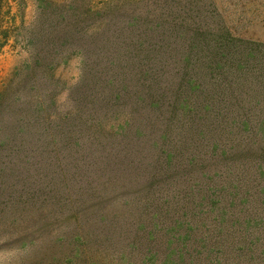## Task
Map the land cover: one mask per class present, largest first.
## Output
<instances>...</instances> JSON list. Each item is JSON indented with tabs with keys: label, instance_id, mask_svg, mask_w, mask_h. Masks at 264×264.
Masks as SVG:
<instances>
[{
	"label": "trees",
	"instance_id": "16d2710c",
	"mask_svg": "<svg viewBox=\"0 0 264 264\" xmlns=\"http://www.w3.org/2000/svg\"><path fill=\"white\" fill-rule=\"evenodd\" d=\"M206 1L0 0V56L28 54L0 91V177L29 231L60 228L31 238L52 264H264V41ZM40 148L78 168L45 194Z\"/></svg>",
	"mask_w": 264,
	"mask_h": 264
},
{
	"label": "rangeland",
	"instance_id": "374dc122",
	"mask_svg": "<svg viewBox=\"0 0 264 264\" xmlns=\"http://www.w3.org/2000/svg\"><path fill=\"white\" fill-rule=\"evenodd\" d=\"M102 0H95L96 4ZM206 1L209 4V13L214 14V10L220 13L238 32L248 38L260 39L264 41V0H213ZM182 3H185L183 1ZM36 9L32 1L26 10V22L31 24L35 18ZM28 54L20 48L12 50L7 48L6 52L0 56V91L3 90L9 80L13 78L18 71L24 67ZM81 57L73 56L69 61L63 63L56 71L57 77L61 80L57 88V101L62 106L68 94V89L73 87L80 78L82 68ZM44 153H35L34 157L40 162L36 171H40L41 186L39 194H45L44 185L52 182L51 179H58L61 174H65L67 179L71 178L73 172L78 168L74 162L64 161L66 153L63 149L51 150ZM1 158V156H0ZM49 162L50 166L44 165ZM42 174V175H41ZM19 175L11 176V179L5 181L0 177V264H52V257L45 255L43 248L39 247L43 242L50 244L49 241L60 236V228L56 225L50 226L42 231L32 233L30 226L38 221L37 215L32 219L26 218L27 210L17 202L20 197L27 195L26 186L21 187ZM14 182V187L11 186ZM33 192H37L33 190ZM57 194V189L55 190ZM62 193V192H61ZM66 194V192L63 191ZM68 194H75V191H68ZM51 211V210H50ZM54 212V211H51ZM58 231V232H57ZM31 238L37 241L42 240L40 245L32 244Z\"/></svg>",
	"mask_w": 264,
	"mask_h": 264
}]
</instances>
